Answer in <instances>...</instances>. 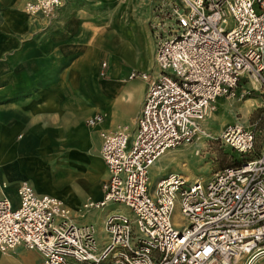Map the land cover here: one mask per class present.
Returning <instances> with one entry per match:
<instances>
[{
  "label": "built area",
  "instance_id": "obj_1",
  "mask_svg": "<svg viewBox=\"0 0 264 264\" xmlns=\"http://www.w3.org/2000/svg\"><path fill=\"white\" fill-rule=\"evenodd\" d=\"M63 3L24 0L23 10L50 20ZM150 11L157 76L129 74L148 82L135 131L100 130L102 198L84 203L76 218L111 205L125 211L109 209L98 231L21 181L16 203L0 197V253L35 251L38 264H246L264 257V117L259 131L236 120L216 138L205 126L219 99L249 93H239L242 80L264 90V0H156ZM107 68L101 62V78ZM102 122L95 114L86 125ZM202 138L243 159L207 179L170 173L150 185L149 170L166 151ZM176 206L180 228L171 223Z\"/></svg>",
  "mask_w": 264,
  "mask_h": 264
},
{
  "label": "crops",
  "instance_id": "obj_2",
  "mask_svg": "<svg viewBox=\"0 0 264 264\" xmlns=\"http://www.w3.org/2000/svg\"><path fill=\"white\" fill-rule=\"evenodd\" d=\"M155 1L148 4L150 10ZM101 3L105 19L98 25L77 0H64L50 20L27 16L24 0H0L1 182L13 186L28 178L34 187L40 184L38 174H33L32 157H27L39 154L44 171L52 165L65 176L76 177L65 186L66 201L57 198L76 207L81 204L78 209L102 198L107 171L100 156V130L125 127L131 137L135 131L148 82L129 79V74L149 72L154 78L158 73L147 24L151 11L139 18L130 13V19L124 20L122 15L117 18L122 14L120 0ZM131 61L134 65L129 66ZM101 62L108 65L103 78ZM95 114L103 115L102 124L88 127L86 121ZM95 160L104 173L95 169ZM17 173L20 178L15 182ZM79 184L101 196L81 199ZM4 193L0 186V195ZM263 263L264 257L253 262Z\"/></svg>",
  "mask_w": 264,
  "mask_h": 264
},
{
  "label": "rangeland",
  "instance_id": "obj_3",
  "mask_svg": "<svg viewBox=\"0 0 264 264\" xmlns=\"http://www.w3.org/2000/svg\"><path fill=\"white\" fill-rule=\"evenodd\" d=\"M78 2L83 3L86 6V13L90 20H94L101 25L104 22L105 16L102 8V0H77ZM122 2L121 13L117 16L120 18L122 15L123 19H130V13L133 16L144 17L146 12L150 11V2L153 0H120ZM98 2V3H97ZM131 2V6L128 4ZM64 5V3H63ZM62 5V6H63ZM133 9V11H132ZM103 16V17H102ZM30 17V16H29ZM32 19L42 18L46 19L43 16L30 17ZM129 66L134 65L133 61L128 63ZM137 73H146L141 71H135ZM147 75L150 76V73L147 72ZM253 84V85H252ZM252 84L242 80L241 86H239L238 91L249 92L243 98H229V99H219L217 104V111L213 116L205 122V126L209 132L210 138H216L217 135L223 130V128L239 120L240 122L246 124H255L257 123V130H261L263 127V114H264V90L258 86L256 82L252 81ZM210 138H202L201 140L195 141L193 144L185 145L166 151L156 163L149 170V182L153 186L157 180L161 177L166 176L170 173L181 174L190 179H207L211 177L215 172L226 167L232 163V159L240 161L243 159L239 154L235 153L231 149L223 146L219 141ZM26 157V155H24ZM23 156V157H24ZM27 157H32L33 161V174H38V178L41 180L40 184H34L28 178H22L17 184H10L5 180L1 182L0 186L3 184L7 186L4 196L9 197L14 203L17 202L16 198V188L21 181L29 182L36 191L40 193H46L55 197H61L66 201V189L65 186L74 183L76 177L73 175H64L58 170V167L49 165L48 168L44 171V166L42 165L41 155L30 154ZM1 162V160H0ZM3 163V162H2ZM93 166L95 169H100L104 173L103 168L98 163L94 161ZM63 169V168H62ZM65 170V169H64ZM69 173V171H68ZM15 182L20 178L19 173L15 176ZM9 184L11 187H9ZM78 184V183H77ZM76 184V185H77ZM67 187V186H66ZM3 188V187H2ZM79 190L82 191L84 195H91L94 199H99L101 193L96 189H91L84 187L83 185H78ZM2 194L0 195V197ZM66 206L70 214H78L80 209L79 206H75L71 201L66 202ZM109 209H119L124 210L123 207L119 205H111L110 207L100 210L92 211L87 213L83 218H78L77 221L80 224H92L99 231L101 228V218ZM171 223L175 228H180L185 225L184 218L180 213L178 206L174 209ZM5 263H4V262ZM39 256L35 251H29L23 248H18L11 253H0V264H38ZM238 264H243L242 259L238 261ZM264 264V263H263Z\"/></svg>",
  "mask_w": 264,
  "mask_h": 264
},
{
  "label": "trees",
  "instance_id": "obj_4",
  "mask_svg": "<svg viewBox=\"0 0 264 264\" xmlns=\"http://www.w3.org/2000/svg\"><path fill=\"white\" fill-rule=\"evenodd\" d=\"M239 164H240V161H237L235 159H232V163H230L226 167L236 166V165H239ZM226 167H224V168H226ZM224 168H222V169H224Z\"/></svg>",
  "mask_w": 264,
  "mask_h": 264
},
{
  "label": "bare ground",
  "instance_id": "obj_5",
  "mask_svg": "<svg viewBox=\"0 0 264 264\" xmlns=\"http://www.w3.org/2000/svg\"><path fill=\"white\" fill-rule=\"evenodd\" d=\"M253 82H255L254 80H252ZM164 155V154H163ZM254 261H252L251 263H246V264H253Z\"/></svg>",
  "mask_w": 264,
  "mask_h": 264
}]
</instances>
